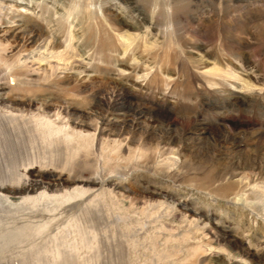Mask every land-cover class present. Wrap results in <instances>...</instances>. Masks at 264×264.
Here are the masks:
<instances>
[{"label":"rangeland","instance_id":"374dc122","mask_svg":"<svg viewBox=\"0 0 264 264\" xmlns=\"http://www.w3.org/2000/svg\"><path fill=\"white\" fill-rule=\"evenodd\" d=\"M0 98V264H264V0H0Z\"/></svg>","mask_w":264,"mask_h":264},{"label":"bare ground","instance_id":"6f19581e","mask_svg":"<svg viewBox=\"0 0 264 264\" xmlns=\"http://www.w3.org/2000/svg\"><path fill=\"white\" fill-rule=\"evenodd\" d=\"M124 39H130L129 37H125ZM32 40V39H30ZM52 42H48L46 44V49L45 50H42L40 51V49L38 51H34L32 52L30 55L26 56V58L24 59L25 61L30 59L32 61H35L37 62L41 60V63H50V61L54 60L55 57H57V54L55 52H51L49 51V48L48 46L50 45L52 47ZM52 50V49H50ZM0 102H4V98H0ZM41 114H37L39 117L40 116H47L49 117V122L52 123V124H55L58 119H59V116L56 114V113H51V109L48 110V106L45 107V110L43 109L41 112ZM57 115V116H56ZM55 116V117H54ZM54 117V118H52ZM102 131L100 130V133ZM73 134H76V135H81V133L78 134V132H72ZM83 135V134H82ZM84 136V135H83ZM115 145H118V143L120 141H114ZM8 184V183H7ZM12 185H5V184H2L0 185V203L2 206H5L6 208H20V207H23L24 205L22 204L23 202L22 201H18L17 199L23 195L25 192H31V191H35L36 188L39 187L38 184H32L30 185L28 183V181H24L22 183V185L19 184V187L17 188H12L11 187ZM8 194H12V195H8ZM12 199V200H11ZM16 200V201H15ZM236 201H243V198L241 196L237 197ZM210 213V212H209ZM209 213H204V214H201L198 218V222L199 223H203L205 220L209 219V216L210 214ZM198 223V224H199ZM200 226V225H199Z\"/></svg>","mask_w":264,"mask_h":264}]
</instances>
